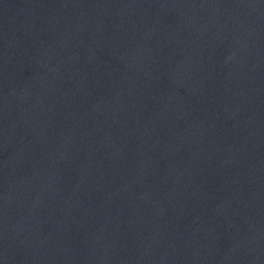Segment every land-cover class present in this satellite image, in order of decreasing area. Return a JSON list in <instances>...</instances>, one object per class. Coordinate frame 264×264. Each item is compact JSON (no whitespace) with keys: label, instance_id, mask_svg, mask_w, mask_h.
<instances>
[{"label":"water","instance_id":"95a60500","mask_svg":"<svg viewBox=\"0 0 264 264\" xmlns=\"http://www.w3.org/2000/svg\"><path fill=\"white\" fill-rule=\"evenodd\" d=\"M0 264H264V0H0Z\"/></svg>","mask_w":264,"mask_h":264}]
</instances>
